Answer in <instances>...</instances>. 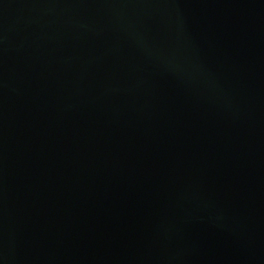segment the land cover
<instances>
[{
  "label": "water",
  "instance_id": "water-1",
  "mask_svg": "<svg viewBox=\"0 0 264 264\" xmlns=\"http://www.w3.org/2000/svg\"><path fill=\"white\" fill-rule=\"evenodd\" d=\"M0 264H264V0H0Z\"/></svg>",
  "mask_w": 264,
  "mask_h": 264
}]
</instances>
